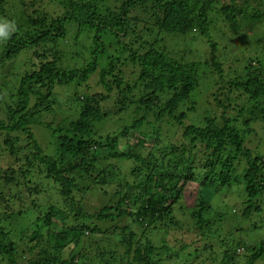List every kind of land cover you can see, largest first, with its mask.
<instances>
[{
	"label": "trees",
	"instance_id": "obj_1",
	"mask_svg": "<svg viewBox=\"0 0 264 264\" xmlns=\"http://www.w3.org/2000/svg\"><path fill=\"white\" fill-rule=\"evenodd\" d=\"M260 2L114 0L103 10L99 0H0V23L15 24L0 41V209L11 222L28 218L24 231L0 223V264H78L89 256L98 264H180L187 245L176 251L165 239L181 229L176 202L191 197V217L202 230L209 223L208 189L217 179L230 184L234 175L248 194L244 216L261 210L264 156L245 138L255 121H264V63L249 58L232 77L226 62L242 66L244 54L230 56V46L211 36L215 21L236 36L247 24L255 29L264 20ZM141 6L154 12L147 37L137 36L132 21L142 20L132 17ZM70 25L78 27L76 36L89 32L90 59L85 46L80 58L68 48ZM194 32L206 39L211 60L179 59L161 44L163 34L191 39ZM112 36L120 56L105 46ZM67 56L83 64L63 68ZM200 72L216 78L213 102L222 115L195 126L186 124L182 107L199 86ZM95 75L103 92L89 90ZM62 86L74 91L77 106L69 112L58 110ZM108 101L131 115L114 121L104 108ZM117 120V128L104 125ZM37 130L46 131V145ZM101 241L112 249L103 250ZM263 244L249 264L264 255Z\"/></svg>",
	"mask_w": 264,
	"mask_h": 264
},
{
	"label": "rangeland",
	"instance_id": "obj_2",
	"mask_svg": "<svg viewBox=\"0 0 264 264\" xmlns=\"http://www.w3.org/2000/svg\"><path fill=\"white\" fill-rule=\"evenodd\" d=\"M110 4L114 5V0H107L104 3L102 0H99V6L102 8L103 5V10H106ZM259 7H264V5H261L260 2ZM46 8L48 11H54L51 3L46 5ZM133 13L134 15H132V17H140L142 19L140 20L137 18L132 20L133 25L138 31L137 36L140 35L147 37V27L155 28V21L153 20L154 12L152 8H149V6H141L136 8ZM215 25L216 27L214 26L211 30L213 40L223 45V48L227 45L230 46V49L228 50L230 56H234V54H236V56L244 54V57L241 58L242 66H239V64L233 65L234 63L232 60L228 61V59H225L227 57L223 58L228 61L226 62V65H230L229 67L232 68V71L234 68L232 77H234V73L237 70L240 71L245 67L244 65L249 58H259L260 61L264 63V20L258 23L255 29L247 24V26H244L240 31V36L229 33V29L225 27L221 21H215ZM69 28V39L71 38L72 40H68L70 43L68 44V48L73 53V56L80 58L85 46L88 51L86 56L90 59L89 47L92 41L89 39V32L86 29H82L83 32L79 36H76L78 27L70 25ZM215 28L219 30H216ZM223 29L227 31L225 36L222 34L224 33L222 32ZM193 34L194 35H192L191 39L187 36L182 37L163 34L160 36L162 39L161 44H166L170 55L179 59L184 58L187 61L188 59L196 60L200 57L199 59H202L204 62L211 60V49L203 42V40H201L203 37L199 33L196 34V32ZM203 39L206 41L205 38ZM127 40L130 42V39L127 38ZM235 43L239 45L236 46ZM105 46H107L110 55L120 56L118 50L121 45H119L118 40L115 37H106ZM138 46L139 44L136 48H138ZM253 47L257 50L253 49ZM244 48L246 49L243 50ZM110 57L107 59L106 57L103 58L101 63L107 65ZM231 59L234 58L231 57ZM63 63V68L72 69L74 66L82 65L83 61L81 59H73L71 56H67L64 58ZM204 71H207V74H210L211 70L208 71V68H205ZM129 73V70H127V77L129 76ZM200 75L199 86L192 93L190 101L182 107V110L184 109L187 112L186 124L195 126L203 125L206 116L215 117L216 115H222V112L218 113L215 103L213 102V95L216 91V78L213 77L209 80L205 77L207 75L204 76L201 72ZM92 78L89 81L90 92H103V89L96 84V75ZM56 94L61 101V106H59L58 110H68L69 112L76 108V101L71 99L74 98V91L71 87H59ZM113 98H115V96ZM189 105H193L195 107L194 110H189ZM104 108L114 121L120 116L124 117L129 114L131 115V112L128 110L117 112L118 108H115L110 101L104 105ZM247 108H249V106ZM247 115L248 113L244 115L243 118H246ZM231 116L233 117V115ZM0 117L4 118V115L0 113ZM119 121L120 120H117L115 122L116 125H114L112 121L106 122L104 125L108 128H117ZM251 127L253 128L252 133L249 137L245 138L246 145L249 148L254 149V154L264 156V121H255ZM37 138L43 145H46L47 133L45 130H37ZM249 138L253 143L251 141L249 143ZM257 144L259 146L256 148ZM125 146L126 145H123V147ZM107 151L109 150H105L104 153ZM232 178L230 184H225L223 186L217 179L212 183V190H210L211 188L208 189L209 192L206 197H209L210 206L204 213V222L209 221V223L202 230L196 229L195 221L191 217L192 207L194 206L191 197L176 202L173 209V215L181 221V229L178 231L172 230V232L165 236V239L169 246L176 251L181 250L184 245H187V248L181 251L182 257L180 259V264H249L250 257L254 256L253 254L264 241V193L260 194L257 198L259 201L258 205H261V210L257 211L255 209L249 216H244V210L246 208L244 201L248 194L245 190L243 179L238 180L236 175L232 176ZM238 181L240 182L238 183ZM217 185L220 186V188L218 192H215L214 190ZM25 207L29 208L31 206L25 205ZM4 211L5 208L1 207L0 213L2 212V216L0 215V223L2 227L12 229L14 223V230L24 231L25 222L28 226V218H19V221H16L15 219L11 222L4 217ZM31 213L34 215L35 212ZM135 230L138 236L141 235L142 230H140L139 227H136ZM100 243L103 246V250L112 249V245L109 244L108 246V242L101 241ZM113 248L116 249L114 246ZM71 250L72 246H69L68 249L64 251V258L68 259ZM227 252H229V254H227ZM86 258V260L81 259V262L78 264H98L96 262L94 263L92 259L93 257L89 256ZM255 261L254 264H264V255L255 259Z\"/></svg>",
	"mask_w": 264,
	"mask_h": 264
},
{
	"label": "clouds",
	"instance_id": "obj_3",
	"mask_svg": "<svg viewBox=\"0 0 264 264\" xmlns=\"http://www.w3.org/2000/svg\"><path fill=\"white\" fill-rule=\"evenodd\" d=\"M15 31V24L9 22L0 23V41H6L11 32Z\"/></svg>",
	"mask_w": 264,
	"mask_h": 264
}]
</instances>
